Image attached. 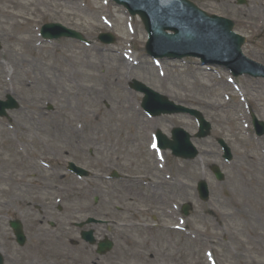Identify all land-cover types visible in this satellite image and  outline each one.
I'll return each instance as SVG.
<instances>
[{"label": "rangeland", "instance_id": "1", "mask_svg": "<svg viewBox=\"0 0 264 264\" xmlns=\"http://www.w3.org/2000/svg\"><path fill=\"white\" fill-rule=\"evenodd\" d=\"M14 1L30 6L18 11ZM190 1L232 20L245 39L244 55L264 65V0H246L245 6L235 0ZM11 13L30 21L11 20ZM47 23L82 34L91 46L67 39L42 42L38 30ZM100 33L114 34L116 42L100 44ZM26 36L33 38L28 46L14 40ZM145 42L140 21L108 0H0V100L11 95L19 104L0 118V176L12 177L16 185L15 199L0 217L4 264H264V238L263 252L240 247L237 240L248 238L251 227L242 216H228L238 210L231 201L244 203V212L264 235V216L258 212L264 204V136H255L249 117L252 112L264 122V80L240 77L231 85L224 69L191 58L156 65L146 56ZM124 53L139 63L121 66L112 86L108 70L125 61ZM132 80L202 113L211 133L194 140L198 158L183 161L165 151L166 169H159L150 133L160 129L169 137L172 128L182 127L193 135L196 125L186 115L147 118L139 108L142 96L128 88ZM78 87L86 89L81 97L69 95ZM216 139L229 145L231 163L222 160ZM69 161L91 176L70 175ZM212 165L223 173V182L214 179ZM112 170L122 179H107ZM165 177L175 186H161ZM200 180L209 186L207 202L198 199ZM184 203L192 206L186 219L179 212ZM72 216L68 226L76 238L67 244L58 237ZM89 217L112 225L108 231L100 225L76 227ZM15 219L23 224L24 247L16 245L8 227ZM89 229L97 239H112V252L97 257L79 237ZM69 246H81L85 254L70 252Z\"/></svg>", "mask_w": 264, "mask_h": 264}, {"label": "water", "instance_id": "2", "mask_svg": "<svg viewBox=\"0 0 264 264\" xmlns=\"http://www.w3.org/2000/svg\"><path fill=\"white\" fill-rule=\"evenodd\" d=\"M124 5L132 15H139L149 33V43L147 51L153 57L182 58L184 56L200 57L205 63H217L227 66L234 75L243 73L252 76L264 77V74L255 73L239 55V48L242 39L231 35L232 24L221 19L209 18L200 14L192 5L185 0H115ZM243 3L242 0H238ZM166 30L172 31V35L165 33ZM46 38L69 37L82 40L80 34L67 30L59 24L46 25L43 30ZM99 39L104 43H109L112 38L109 35H102ZM251 69V70H249ZM135 90L144 92L146 98L143 107L152 115L161 113H189L198 118L200 122V132L196 136L204 138L208 136L210 127L205 123L199 113L194 110H187L182 107L174 106L165 98L156 95L143 85L134 82ZM15 102L8 97L6 103L0 102V116L4 115L5 109L16 108ZM263 130V125L257 123ZM159 135V147L170 149L174 156L183 159H193L197 152L189 143V136L180 129L172 131L173 140L168 141L164 136ZM227 158H229L227 156ZM216 178L221 181L222 174L217 168H212ZM79 172V170H77ZM198 191L201 199L206 200L208 196L207 187L204 182L198 184ZM188 206L183 207L184 214L187 215ZM93 220H88L92 222ZM17 241L20 245L24 243V236L21 225L18 222H11ZM82 225H80L81 227ZM84 237L93 243L92 233H85ZM112 243L103 241L98 244V253L104 254L111 250ZM1 264V259H0Z\"/></svg>", "mask_w": 264, "mask_h": 264}, {"label": "bare ground", "instance_id": "3", "mask_svg": "<svg viewBox=\"0 0 264 264\" xmlns=\"http://www.w3.org/2000/svg\"><path fill=\"white\" fill-rule=\"evenodd\" d=\"M12 4H13V8L18 10V11L26 10L30 6V4H28L27 2L22 3V2L14 1ZM261 10L264 11V9L262 7H261ZM33 12H36V10H34ZM8 17L11 20H13V19H23L25 21L24 25H27L29 23V21H30L29 19L20 17V15L13 14V13L9 14ZM254 22H255V20L253 21V23ZM25 34H27V33L25 32ZM14 40L17 43L23 44L24 46H28V45L33 43V38L31 36H26V37H23V38H15ZM136 63H137L136 59L128 61V62H125L122 59L121 61H119V65L118 66L110 68L108 70L109 78L111 79L110 85H112V86L116 85V80L120 76L119 71H120L121 66L124 65V66L127 67V69H131L132 65H134ZM91 67H94L95 69H98V68H100V65L93 64ZM6 76H7V74H6ZM11 76H14V71L11 72ZM33 83L34 82H32V84ZM84 90H86V89L83 88V87H78L77 89L71 88V92L69 93V95H73L75 93V95L81 97L82 94L84 93ZM95 92L97 94H99L100 96H102V97L104 96L99 90L95 91ZM218 106H219L218 108L223 109V110H227V109L229 110L230 109V108H226L225 104H218ZM136 115L138 116L139 113H136ZM137 124H138L137 122L133 123L132 128L135 129ZM153 127L156 128L157 125L154 124ZM163 156H164V154H163ZM262 167H263V171H264V165ZM160 169H161L162 172H164L165 169H166V165L165 164L161 165ZM172 180L173 179H169V177H165L160 182V185L161 186H166V187H171L173 185L175 186V184H173ZM175 181H177V178L175 179ZM15 186L16 185L13 182L12 177L0 176V196L1 197L4 196L6 198V200H7L6 202L0 201V217H1V214L7 210L8 205L15 199V193H14V189H15L14 187ZM184 187L185 186H183L182 189H184ZM229 205H231V206L232 205H238V210H237V212L235 214H228V216L229 217L236 216V215L237 216H242L244 218L245 222L251 227V229L248 230V235H249L248 238L243 239V240H239L238 239L237 243H239L240 247L241 246L242 247L249 246L251 251H255V252H258V253L259 252H263V247L261 245V240L264 238V235L261 234L259 228L256 227L253 224L254 221H253L252 216L249 215V214H246L244 212L245 211L244 210V207H245L244 203L236 204V203H232V201H231ZM259 207L260 208L258 209V212L260 213V215L264 216V204L260 205ZM75 218H76L75 216H72L69 220L66 219L64 221V223L60 227V235H59L58 239L63 241L64 243L67 242V244H68L69 243L68 241L75 240V238H76V236H75L76 232L72 228H70L68 226V223L70 222V220H73ZM67 249L70 250V252H73V253H76V254H81V255L85 254V251H84L83 247H81V246H74L73 248H70V246H69V248H67ZM0 252H2V251L0 250ZM9 262H11V261H9Z\"/></svg>", "mask_w": 264, "mask_h": 264}]
</instances>
